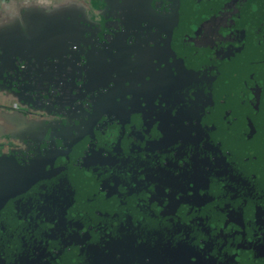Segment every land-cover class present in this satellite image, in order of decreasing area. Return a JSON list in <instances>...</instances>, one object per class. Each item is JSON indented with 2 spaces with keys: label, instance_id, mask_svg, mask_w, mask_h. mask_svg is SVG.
I'll use <instances>...</instances> for the list:
<instances>
[{
  "label": "flooded vegetation",
  "instance_id": "obj_1",
  "mask_svg": "<svg viewBox=\"0 0 264 264\" xmlns=\"http://www.w3.org/2000/svg\"><path fill=\"white\" fill-rule=\"evenodd\" d=\"M106 1L0 94V264H264V0Z\"/></svg>",
  "mask_w": 264,
  "mask_h": 264
},
{
  "label": "water",
  "instance_id": "obj_2",
  "mask_svg": "<svg viewBox=\"0 0 264 264\" xmlns=\"http://www.w3.org/2000/svg\"><path fill=\"white\" fill-rule=\"evenodd\" d=\"M94 1L90 0L91 5ZM102 2L105 7L108 6L106 0ZM88 21L85 13L77 16L65 14L50 20L42 28H33L11 39L0 40V94L7 97L23 96L30 100V81L41 80L36 76L31 77V71L40 73L43 66L57 64L54 60H58L61 55L68 56L73 49L81 50V59L87 61L90 29L85 25ZM4 120L1 130L9 128L11 124L9 118V122L6 117Z\"/></svg>",
  "mask_w": 264,
  "mask_h": 264
},
{
  "label": "crops",
  "instance_id": "obj_3",
  "mask_svg": "<svg viewBox=\"0 0 264 264\" xmlns=\"http://www.w3.org/2000/svg\"><path fill=\"white\" fill-rule=\"evenodd\" d=\"M91 6L90 0H0V40L42 28L65 14L89 16ZM5 116L7 112L0 107V128Z\"/></svg>",
  "mask_w": 264,
  "mask_h": 264
},
{
  "label": "rangeland",
  "instance_id": "obj_4",
  "mask_svg": "<svg viewBox=\"0 0 264 264\" xmlns=\"http://www.w3.org/2000/svg\"><path fill=\"white\" fill-rule=\"evenodd\" d=\"M260 8L261 7H254L253 8V10L256 11V13L258 14V16L256 14V21L257 22H259V18H262V20H264V9H262V8L260 9ZM259 9H260V13H259ZM259 14H261V15H259ZM260 83L263 85L262 81ZM263 106H264V103H263ZM263 198H264V196H263ZM254 206H255V210L257 212L264 213V206L262 204H259L258 202H256V203L254 202Z\"/></svg>",
  "mask_w": 264,
  "mask_h": 264
},
{
  "label": "snow or ice",
  "instance_id": "obj_5",
  "mask_svg": "<svg viewBox=\"0 0 264 264\" xmlns=\"http://www.w3.org/2000/svg\"><path fill=\"white\" fill-rule=\"evenodd\" d=\"M158 70V69H157Z\"/></svg>",
  "mask_w": 264,
  "mask_h": 264
}]
</instances>
